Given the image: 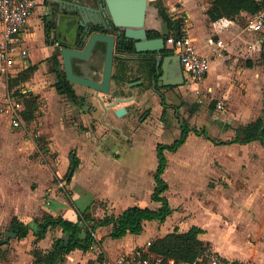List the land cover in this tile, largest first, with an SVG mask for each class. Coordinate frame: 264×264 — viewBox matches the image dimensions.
<instances>
[{
  "label": "rangeland",
  "instance_id": "1",
  "mask_svg": "<svg viewBox=\"0 0 264 264\" xmlns=\"http://www.w3.org/2000/svg\"><path fill=\"white\" fill-rule=\"evenodd\" d=\"M212 1L197 0L192 6L189 5L190 8H185L186 5L180 1L169 5L172 17L180 19L183 27L188 28L200 52L210 53L213 46L217 47L210 40L215 43L218 39H224L225 46L213 60L216 70L211 81L205 79L199 84L190 83L175 90L165 89L162 90L163 97H160L157 93L146 91L145 87L131 86L130 83L135 81L138 73L132 71L129 75L121 71L126 77L119 81L115 79L114 89L105 94L110 95V102L117 94L137 95L136 102L140 106L135 102L126 108V113L128 108H132L133 112L125 132L129 133L128 138L131 140L136 137L142 140V148H132L126 145L127 142L120 144L113 138L95 143L86 133L74 131H80L83 123L77 117L72 118L71 114L65 115L63 121L62 104L52 91H48L47 111L41 99L40 109L31 123L24 121L16 128L7 122V116L0 111V170L3 173H0V187L9 190L16 188L28 193L40 188L41 182L51 187L60 180L55 175V167L62 165L65 155L66 169L69 168L71 156L69 158L68 153L72 149L77 151L72 145H79L80 152L88 148L84 154L87 169L95 156L107 155L100 152V147L105 144L110 147V152L119 148L122 159L139 161L141 166L151 161L148 166H157L153 143H169L179 137L183 125H189L192 130L185 146L179 155L172 156L171 168L163 176L170 185L165 195L174 211L164 222L152 220L136 239L144 243L165 229V232L176 228L187 230L196 224L204 227L203 239L211 242L212 250L218 251L216 247L219 246L234 253V258L250 262L255 260L253 257H264V147L257 140L246 144L219 142L233 139L241 126L264 115V33L248 31L244 13L234 20L222 18L212 21L208 16L203 21L204 13ZM162 4H165L164 1ZM220 53L224 59L221 64L218 56ZM50 65L53 70V61H50ZM9 77L4 75L0 81V109L13 93L8 90ZM25 83L16 85L14 91H28ZM76 89L84 96L96 92L82 85H77ZM66 101L63 105L65 108H72V103L74 107H79L71 100ZM219 102L223 108L218 106ZM144 110L149 113L145 121L141 118ZM46 112L49 122L44 120ZM72 119L79 124L74 130ZM65 123L72 132L66 128ZM43 126L46 132L40 131ZM194 129L201 131L200 134ZM204 129L211 139L204 134ZM93 135L96 138L103 136L99 132ZM146 152L150 159L145 156ZM110 158L114 159L112 155ZM58 161H61L60 165L55 164ZM102 166L107 168L108 165ZM107 169L109 175L117 180L113 183L110 181V195L116 201L117 209L130 205L156 209L161 205L148 195V190L154 186L153 173L141 172L139 178L121 177L122 181L119 182L111 166ZM82 173H86V170L83 169ZM119 183L120 186L112 188V185ZM132 188H135V194H128ZM57 191L65 197L70 193L66 186ZM75 191L72 197V218L81 222L79 215L85 212L91 215L93 195L88 196L79 186ZM104 227L103 231H106L109 226ZM108 244L114 247L117 245L110 238Z\"/></svg>",
  "mask_w": 264,
  "mask_h": 264
},
{
  "label": "crops",
  "instance_id": "2",
  "mask_svg": "<svg viewBox=\"0 0 264 264\" xmlns=\"http://www.w3.org/2000/svg\"><path fill=\"white\" fill-rule=\"evenodd\" d=\"M74 1L79 4L95 6L94 0H74ZM162 1H164L166 7L168 6L167 12L169 13V15L171 14L170 13L171 8L169 9V5L174 2H177V1L182 2L184 5H186L185 8L187 7L190 8L189 5L192 6L194 2H197V0H162ZM155 2H153V4H151L148 7L147 21H148L149 26L158 30L160 29L161 25L164 26L165 20H163L162 16H160L158 7L155 4ZM207 10H206V13H204L203 21H205L206 18L209 16L207 13ZM244 14L247 15V13H244ZM52 23H53L52 16L46 13L45 0H36L35 10L28 24L25 27V31L23 32V38H24L23 41H24L26 48L28 49L27 67L33 66V65L37 66L33 77L25 83V86L28 89V91H31L33 93L35 92V94L40 95L42 101L46 105L45 111H47V108H48V91H52L56 95V98L59 100L60 104H62L61 106L64 109L63 110V114H64L63 121H64L65 115L67 116L71 114L72 118L77 117L83 123L82 127L80 131L74 130V128L75 129L78 128L79 124L77 121H74V119H72V124H71L72 130L77 131V132L86 133V135L90 137V140L95 143H100V142L106 141V139L113 138L115 139V142H118L120 144L127 142L126 143L127 146H130L132 148H135L136 146H138L142 148L143 145L140 144L141 143L140 141L142 140L139 141L137 137L131 140L128 138L129 133L126 134L125 132V126L128 123H131V115L133 112L132 108H128L127 113H123L121 115L117 113V111L120 108H123V107L127 108V106H130L136 103L138 105L139 102H136V97H137L136 94H133L134 98L132 100L118 101L115 105L109 107V103L111 102L108 99V96L110 95H105L106 93L97 92V91L95 93H90L86 96L81 95L82 93L80 91H77L76 89V86L78 84L72 83L76 89L77 94L81 97L80 98L81 101L79 103L72 101L66 94H62L58 91L57 84H56L58 81L57 73L54 69L51 70L50 61H52V57L54 55L58 54L59 60L62 63L61 56H60L58 46L56 43L58 41H62V37H63L62 32H64L66 29L62 27H56ZM173 30L174 28L171 30V32ZM2 31H3V26L0 22V41L2 40ZM222 40L224 41V39ZM220 49L221 47L213 46L212 51L208 53L211 56V68L208 74L202 80V82L205 81V79L208 81L209 80L211 81L213 79V73L216 70V65L213 64V60L215 59V56L216 54H218V51ZM169 52H173V51L170 49ZM218 56L220 57L219 63L220 64L223 63L224 59L221 56V53ZM94 60H95V63L92 68L89 67L87 68V70H82L83 72H80V73L100 80L102 77L103 58L100 56L97 57V55L95 54L93 57V61ZM129 66L131 69L133 67V63L130 62ZM23 69L25 68H22L21 65H16L13 67L12 72L8 76L14 77ZM116 71H117V68L115 65L114 74L116 73ZM54 73L56 75V80H54L55 78ZM131 73L132 71L130 70L128 74L130 75ZM2 75L4 76L6 74H3V73L0 74V81L3 77ZM49 84L51 86H48ZM114 84H115V78H113V81H112V90L114 89L113 87ZM25 91L28 92L27 90ZM117 91L118 89L116 90V92ZM119 95L122 96L123 94H119ZM10 97H13V96H10ZM9 98H7L6 101ZM66 100H71L72 102L77 104L79 107L78 108L74 107L72 103V108L71 107L65 108L63 105L67 103ZM115 100H116V97L113 98L112 102ZM90 105H92L93 107L89 108ZM6 120L8 123L10 122L11 124V120L8 116ZM44 120L46 122H49L47 121L48 120L47 112H46V117ZM65 125H66V128H68V130L72 132L68 124L65 123ZM44 126L40 130L41 132L47 131L44 129ZM109 131L111 133H107ZM131 131H132V134L136 136L133 130ZM95 132L102 133L103 136L101 138H96L93 135ZM105 133L107 134L104 135ZM144 142L147 143L146 141ZM158 143L159 142L155 144L153 143V146H152L156 151L157 166L156 164H154V166H151V165L148 166L149 164H151L150 163L151 161H150L148 163L146 162L143 163L142 164L143 167H142L141 163L139 161L136 162V160H134L133 158L132 160L134 161H130L129 159L127 160L122 159L121 158L122 152L120 151L119 148H116V151L110 152L109 150L110 147L106 146L105 144L100 147V152L103 154H107V155L103 157H100V155L95 156L93 159H91L92 163L88 169L86 168V162H85L86 158H84L86 157V155L84 154L87 153L88 148H85V149L83 148V151L80 152L78 150L79 145L74 146L71 144L73 148L77 149V151L75 149H72V151L68 153V157L70 158L71 152H75V154L79 158V164L78 166L75 167L72 177L69 178V175L67 176V173L69 171L71 164L69 168L66 169L67 161L64 159L66 157L65 155V157L62 158L63 159L62 165L60 167L58 166L55 167V175L58 178H60V180L57 183H53L51 187H49V185H45L44 184L45 182L43 183L41 182L42 186L40 188L38 187L36 190H32L30 193L23 192L20 189H16V188H14L13 190H9L7 187H0V233L7 232V228L10 226L12 219L15 216H17L20 220L24 221V223L29 225V228H30V231L26 237L9 238L8 243H5L1 246L0 264H33L34 255L32 251L34 250V248L39 247L44 252L49 251L54 245L55 240L59 237H63L64 231H63L62 226L51 227L46 232V235L44 238L38 239L37 232L40 229V224L41 222H43L44 220L43 218L46 215H52V216L61 215L66 219L75 220L72 218V212H73L72 197L74 193L76 192L75 188L78 186L80 187L81 191L88 194V196L93 195V200H91V203H90L93 209H92V212L90 213L91 215L89 216L95 219H100V218H103L105 215L120 214L124 209H126L129 206L124 205L126 207H123V208L121 207L118 209L115 207L116 201H114V198L110 195L111 193L110 192V187H111L110 181L113 183L117 180H115V177H111L109 175L110 173L107 169L108 166H111V168L113 169V172H116L114 176H118L119 182L122 181L121 177L123 179H125L126 177L139 178L141 172L143 173L148 172L150 174L153 173V177H154V174L158 167V156H157ZM185 143L176 151H169V150L165 151L167 159H168V165H167V168L163 176L171 168L172 156L179 155L180 150L183 148V146H185ZM147 145L151 147L149 143H147ZM67 151L68 150H66V153ZM111 155L114 157V159L110 158ZM147 155L149 154L146 152L145 156L148 159H150V157H148ZM60 162L58 161V163L56 162L55 164L60 165ZM71 163H72V157H71ZM102 165H108V166L106 168ZM65 169L67 170L66 172H65ZM83 169L86 170V173H82ZM1 172L2 171L0 170V173ZM54 177H53V180H54ZM113 179L114 181H112ZM40 180L43 181V178H40ZM84 180L86 182L85 184H84ZM65 186L70 191L68 197L62 196V194H59L57 191L59 188L60 189L65 188ZM118 186H120V183L118 185L117 184L112 185V188L115 189ZM46 188H48V190H46ZM154 188H155V178H154L153 189L148 190L149 192L148 195L149 194L152 195L153 193L152 191L154 190ZM169 188H170V185H169ZM135 191H136L135 188L134 189L132 188V190L128 191V194H135L134 193ZM44 192H46V195L44 194ZM130 206H133V205H130ZM75 221L80 226V232H79L80 237L82 238L85 237L87 233L89 221L85 219H81V222H79L78 220H75ZM149 224H151V221L145 222L144 230ZM108 226L109 227H106V231H103V229L105 228L104 226H99L97 228V232L95 234L96 235L95 238L97 241L91 245V247L93 246L92 248L91 247H89L88 249L76 248L70 251L69 253H66L64 256V262L62 264H95L96 260L102 256H106V255L118 256L119 254L125 251L132 250L137 246L145 244L151 238L155 239L157 237L164 236L165 234L170 232V231L165 232L166 230L165 229L163 232H158L155 237H151L147 239L146 242L140 243L138 242L136 238L140 236L141 233L140 234L128 233L127 235L123 237L114 238L113 236H111L112 225H108ZM155 226H158L159 228H161L160 225H155ZM199 226L202 227L201 225ZM2 228H4L5 230L3 231ZM202 228L204 229V227ZM180 231H186V229L180 230ZM203 235H204L203 233L200 234V238L203 239ZM109 238L111 242L114 243L115 245L117 243L115 247L109 246L108 244ZM6 249H8L9 251L8 252L5 251ZM216 249L218 250V252H220L223 256L227 257L228 259L236 260V261L238 260L246 261V259L244 260L241 258H238V259L234 258L235 256L234 253L229 252L227 249H224L219 246H217ZM253 258L255 259L253 260V262H256L258 264H264V257L256 256Z\"/></svg>",
  "mask_w": 264,
  "mask_h": 264
},
{
  "label": "trees",
  "instance_id": "3",
  "mask_svg": "<svg viewBox=\"0 0 264 264\" xmlns=\"http://www.w3.org/2000/svg\"><path fill=\"white\" fill-rule=\"evenodd\" d=\"M157 7L160 16L170 23H174L175 20L167 12V7L162 4V0H156ZM264 8V0H213L211 6L208 8L207 13L212 21H218L222 18L236 19L242 13L253 14ZM180 20V19H179ZM54 64V70L57 73V89L60 93L66 94L72 101L79 103L80 96L77 94L74 85L66 78V74L61 67L62 63L59 60L58 54L52 57ZM117 71L113 78L123 79L126 77L123 74H127L128 66L125 61L118 57L115 62ZM37 66H29L20 71L16 76H10L8 79V90L13 92L11 96L23 103L24 109L22 111L23 121L31 123L36 118V112L41 106V97L31 91L21 92L19 89H15L16 85L29 81ZM163 103V102H162ZM192 129L189 125H183L181 133L171 143L159 142L157 145L158 167L154 174L155 188L151 195L153 201L160 202L161 205L158 208H151L150 206L133 205L124 209L120 214L105 215L103 218L95 219L89 216L86 212L83 215H79L78 219H85L89 221L87 233L85 237H80V226L75 220L66 219L61 215L52 216L46 215L43 222L40 224V229L37 232L38 239L45 237L46 232L51 227L62 226L64 233L71 232L70 243L65 245L63 237H59L55 240L54 245L48 252H44L39 247L34 248L32 251L34 255L33 264H62L64 262V256L66 253L76 249L83 248L88 249L94 242H96V232L99 226L112 225L111 236L114 238H120L128 233L140 234L144 230L146 221L157 220L164 222L168 216H170L174 209L169 203L168 197L165 192L169 188L168 182L164 179L163 174L168 165V159L165 151L178 150L188 139L189 133ZM197 134L201 131L194 129ZM204 134L210 138L204 129ZM211 139V138H210ZM260 141L264 146V115L258 116L255 120L249 122L246 125L241 126L237 130V135L231 140H221L220 143H250L253 141ZM74 156L75 165L78 166L79 158L75 152H71V157ZM72 165V163H71ZM71 166L67 173H70ZM7 231H13L17 234L18 238L26 237L30 231L29 225L20 220L17 216L13 217L10 226ZM205 230L199 225H193L186 231H180L175 229L164 236L153 239L150 246V250L156 254L163 255L165 257H175L177 259L191 260L198 254L211 249V242L200 238V234ZM9 238L6 232L0 233V252L1 246L8 243Z\"/></svg>",
  "mask_w": 264,
  "mask_h": 264
},
{
  "label": "water",
  "instance_id": "4",
  "mask_svg": "<svg viewBox=\"0 0 264 264\" xmlns=\"http://www.w3.org/2000/svg\"><path fill=\"white\" fill-rule=\"evenodd\" d=\"M94 1L95 6H89L74 0H45V8L46 13L53 18L52 24L65 28L62 33L66 34V38L72 39V44L65 42L59 51L62 60L60 68L64 70L67 80L97 92L110 93L116 59L132 58L149 52H165V36L170 34V27L168 22H165L159 36L148 38L145 24L149 0ZM130 44L132 52L123 50ZM102 49L104 54L101 79L80 73L94 66L93 57L95 54L101 57ZM157 67H160V60ZM162 69L160 86L184 83L180 55H167L163 60ZM130 84L136 86L138 82L133 81ZM133 98L132 94H117L116 100L109 103V107L118 101H129ZM117 113H126V108H120ZM75 167L73 156L69 178L72 177ZM6 235L8 238L17 237L13 231H7ZM71 236V232L64 233L66 246L70 243Z\"/></svg>",
  "mask_w": 264,
  "mask_h": 264
},
{
  "label": "built area",
  "instance_id": "5",
  "mask_svg": "<svg viewBox=\"0 0 264 264\" xmlns=\"http://www.w3.org/2000/svg\"><path fill=\"white\" fill-rule=\"evenodd\" d=\"M36 7V0H0V22L3 26L2 40L0 41V72L9 75L16 65L26 68L28 49L24 44L23 32ZM246 29L252 32H264V8L253 14L246 15ZM166 43L181 57V64L187 79L194 84H199L211 68V56L201 53L188 28L176 26L166 36ZM213 45L224 47L222 39ZM58 45V42L56 43ZM218 106L223 108L219 102ZM24 105L15 97H10L0 111L8 116L14 127L23 124L22 111ZM153 239L145 244L125 251L118 256H102L95 264H258L250 261H236L228 259L220 252L207 249L191 260L165 257L150 250ZM91 247V246H90ZM93 247V246H92ZM91 247V248H92Z\"/></svg>",
  "mask_w": 264,
  "mask_h": 264
},
{
  "label": "flooded vegetation",
  "instance_id": "6",
  "mask_svg": "<svg viewBox=\"0 0 264 264\" xmlns=\"http://www.w3.org/2000/svg\"><path fill=\"white\" fill-rule=\"evenodd\" d=\"M153 2H155V0H149V6L151 4H153ZM148 6V7H149ZM147 15H148V10H147ZM163 19V18H162ZM172 19H174L172 17ZM164 20V19H163ZM175 22L174 23H170L169 27H170V32L171 30L174 28H176V26H181V21L179 19H174ZM146 31H147V36L148 38H154L160 35V31L162 30L163 26H160V29L156 30L153 27L149 26L148 21H147V17H146ZM62 35V34H61ZM66 34H63L62 36V41H58V50L60 51V48L62 47V45L67 42V43H71L72 44V39L70 38H66L65 36ZM167 36V35H166ZM165 36V39H166ZM130 45H128L125 49L123 50H127V52H132L133 48L130 47ZM165 46H166V51L162 52V53H156V52H149V53H145V54H139L138 56H132V58H126L123 59L126 63V65L128 66V70H127V74L128 72L131 70L130 69V62L133 63V67H132V71H134L135 73H138V77H135V82H138V85L134 86V87H145L146 91H150L151 93H157L158 95H160V97H163V91L165 89H177L178 87H181L183 85L186 84H190L191 82L187 79L183 67V84H178V85H169V86H160L159 85V77L160 75L163 73V69H162V63L164 58L169 55L172 52H169L170 50V46L166 43L165 41ZM101 57L103 58V54H104V49L101 50ZM158 60H160V67H157L158 64ZM193 84V83H192ZM163 108L165 109L164 103H162ZM141 118H143V120H145L148 116L149 113L147 111H143Z\"/></svg>",
  "mask_w": 264,
  "mask_h": 264
}]
</instances>
